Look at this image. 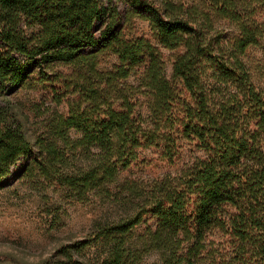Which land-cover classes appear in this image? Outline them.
<instances>
[{
	"label": "trees",
	"instance_id": "1",
	"mask_svg": "<svg viewBox=\"0 0 264 264\" xmlns=\"http://www.w3.org/2000/svg\"><path fill=\"white\" fill-rule=\"evenodd\" d=\"M135 18L156 43L126 35ZM263 43L264 0H0V189L39 177L118 202L140 150L202 153L148 191L126 181L132 208L33 264H264V90L244 62ZM29 84L67 104L33 140L9 99Z\"/></svg>",
	"mask_w": 264,
	"mask_h": 264
},
{
	"label": "rangeland",
	"instance_id": "2",
	"mask_svg": "<svg viewBox=\"0 0 264 264\" xmlns=\"http://www.w3.org/2000/svg\"><path fill=\"white\" fill-rule=\"evenodd\" d=\"M216 26L234 31L233 26L225 21H216ZM125 32L130 38L143 37L156 43L147 21L132 19ZM179 52L162 48L166 77L181 90L172 78V65ZM244 62L250 69L255 86L264 90V43L260 47L249 48ZM116 63L112 56L103 59L99 68L108 70ZM9 99L22 109L24 128L32 140L46 132L55 112L67 111L65 102L57 106L50 92L34 88L32 84L10 92ZM70 135L73 138L81 136L74 131ZM201 156L197 143L188 140L183 142L179 157L172 152L166 153L164 158L157 147L140 150L138 161L109 186L114 195H120L118 202L94 194L85 201H78L54 180L46 181L39 177L17 179L0 189V264H33L44 260L59 246L81 240L95 221L118 219L127 208H132L134 199L127 193H121V186L126 181L135 182L141 190L148 191L156 182L168 176H178L182 169ZM137 264H161V261L158 254L152 253L145 255Z\"/></svg>",
	"mask_w": 264,
	"mask_h": 264
}]
</instances>
